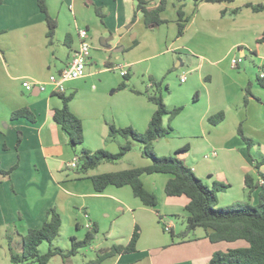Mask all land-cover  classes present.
<instances>
[{
	"label": "crops",
	"instance_id": "crops-1",
	"mask_svg": "<svg viewBox=\"0 0 264 264\" xmlns=\"http://www.w3.org/2000/svg\"><path fill=\"white\" fill-rule=\"evenodd\" d=\"M144 1L148 3L147 9L155 8L160 2ZM177 2L178 5H174L176 10L180 7L184 16L188 17L183 35L176 37L177 16L174 20L168 19L169 21L162 17L165 6L160 14L165 23L152 28L166 25L171 36L167 33L147 45L146 42L143 44V39L140 40L147 28L143 14L136 11L135 0H46L48 14L57 23L53 43L49 45L45 17L37 6V0H2L0 167L5 171H13L8 179L0 176V228L11 222L16 225L19 236H24L29 229L42 226L46 213L51 208L56 209L62 217L60 233L63 232V227H67L69 232L74 227L77 232L83 227L82 216L85 215L88 216V223L96 225L98 230L101 227L104 231L107 225L110 226L106 233L107 243L111 238L119 240L120 245H126L137 227L139 239L136 251L108 258L101 264H209L216 251L224 252L229 245L246 246V243L239 244L241 241L213 244L205 234L183 242L172 238L171 234L177 236L174 230L178 226L185 228V220L189 214L184 209L188 203L186 197H168L164 192L170 175L154 173L141 176L144 188L157 198L154 209L135 198L129 186H108L100 193L95 192L90 177L144 168L151 164L150 160L143 157L142 161L136 160L137 165L127 169L117 168L112 165L114 163H102L84 175L77 174L75 169L69 167V163L77 158L76 153L69 145L66 133L52 118L53 110L62 106L60 97L52 93L50 88L40 91L35 85L31 91H27L22 86L23 82L47 83L50 75L66 67L79 45L77 32L85 29L93 51L84 76L66 82L63 94H73L68 107L81 120L82 147L90 151L101 148L110 150L107 146L110 126L114 129H147L156 106L144 95L132 91L130 92L136 98L144 100L106 99L104 89L114 88L115 83L108 78L102 90L99 76L109 75L111 70L118 69L120 74L124 67L130 70L140 62L162 57L165 60L159 64V71L148 73L149 78L160 81L165 68L169 69L173 65H169L170 60H173L176 63L173 67L176 68L170 69L172 72L176 69L179 82L182 76L186 78L180 84L185 85L186 109L190 106L191 110L186 115L181 107V112L167 125L172 129L170 135L176 132L185 140L177 145L168 144L169 149L156 142L154 149L161 156L185 150L179 157L207 187L228 184V189L217 193L218 206L230 205L237 198L232 195L235 193H230L234 189L239 190V201L245 200V175H250L254 182L261 183L253 156L237 134L239 95L248 84L252 95L249 99L251 102L252 99H259L258 112L264 120V87L261 85L264 84V77L260 79L256 74V83L253 81V69L259 71V75H264V11L253 12L246 5H261L264 0H236L232 3L200 0L196 5L193 0ZM95 8L100 10L102 20L96 15ZM223 11L224 15L221 14ZM91 30L98 32L101 37L99 47L90 43ZM66 36L70 38L68 46L64 44ZM56 44L57 47H64L67 53L60 48L58 52L53 50ZM160 44L165 48L162 47L159 52L157 48ZM137 49L144 56L139 60H130L128 53H134ZM155 49L158 50L156 53L147 55ZM246 51L251 55V68H244L242 75L239 67L243 58H246ZM109 53L116 54L115 58L108 56ZM119 54H122L124 63L116 66L113 60H120ZM170 54L174 56L171 57ZM62 56H66V63L57 66V63H61ZM238 58L242 61L237 67H232V59ZM102 62L106 63L103 68H99L98 64ZM125 72L124 76H128L130 80L129 72ZM121 77L123 80V76ZM160 83L163 87L167 81ZM128 88L127 84L125 89H113L111 93L116 94L117 91ZM149 89L151 90V83L146 88ZM82 91L92 98L77 106L73 104V100ZM189 96L191 101L188 100ZM162 98L165 103L166 94ZM132 105L136 107L133 109ZM22 108L31 112L34 122L26 118H10L12 112ZM221 112L223 120L211 125L208 118ZM170 135L164 137L167 143ZM110 141L116 144V139ZM119 144L121 143L116 144L118 150ZM253 150L255 155L264 157V145L255 143ZM259 171L264 175V166ZM259 190H255L248 198L251 205L257 204ZM7 203L13 205L9 206ZM160 226L163 228V235ZM165 227L169 228L170 237L165 235ZM70 236L80 240L74 234ZM43 244L47 243L39 246L40 254L45 253L40 250ZM111 246L107 245L105 248Z\"/></svg>",
	"mask_w": 264,
	"mask_h": 264
},
{
	"label": "trees",
	"instance_id": "trees-1",
	"mask_svg": "<svg viewBox=\"0 0 264 264\" xmlns=\"http://www.w3.org/2000/svg\"><path fill=\"white\" fill-rule=\"evenodd\" d=\"M137 2L136 11L143 14L144 25L146 28H152L165 23L160 16L166 6V0H160L158 5L153 9H147V2L144 0H135ZM195 5L200 0H193ZM209 2H228L232 3L236 0H207ZM2 0H0L1 4ZM37 6L41 13L44 14L47 26L46 37L48 44L53 43L55 30L57 28L56 21L48 14L46 0H37ZM253 12L264 11V4L251 6ZM96 15L102 20V14L98 8H95ZM225 14V11L221 13ZM134 18V16H133ZM188 17L184 16L183 11L179 7L177 9V37L183 35L185 24ZM69 36H66L64 44L68 46ZM264 40V39H263ZM128 76H123V82L118 86L117 90L127 87ZM151 90L144 92L133 90L135 94L144 95L146 99L156 106L155 112L152 114L144 133H138L132 128L127 127L120 130L109 127V138L115 140L117 137L123 139V143L119 144L117 153H109L105 150L90 151L82 147L83 145V129L81 120L76 117L68 107L69 102L73 98V94H58L62 101L61 108L53 110V121L61 127L66 133L69 145L76 153L78 159L75 172L77 174H86L89 170L96 168L102 163H115L122 160L128 154L134 145H140L141 156L150 160L151 164L144 168H132L124 171L104 173L90 177L93 189L100 193L108 186L123 187L129 186L133 196L138 198L143 205L155 208L157 206V198L154 193L147 191L141 181L143 174L161 173L170 175L164 192L168 197L184 196L188 199L185 211L189 214L185 220V230L178 236L171 234L172 238H180V242L185 241L186 236L196 229H203L205 237L211 243H235L243 241L245 247L231 248L225 252L216 251L209 260V264H264V175L259 169L264 166V157L253 156L255 169L257 170L261 183L254 182L250 175H245L244 185L247 191V197L257 190L258 202L256 205L239 206L230 204L226 207L218 206L217 193L228 189V184H214L211 188L207 187L198 177L194 175L192 170L179 157L180 153L185 150L177 151L174 155L168 157L157 156L153 152L154 144L171 132L168 125L163 126L164 118L168 119V124L181 112V107L169 109L161 95V83L149 78ZM264 87V84L261 83ZM248 89V88H247ZM249 94V89L247 90ZM10 118L16 120L26 118L30 122H34V116L27 108H22L11 113ZM224 118L223 113L208 118L211 125L220 123ZM237 134L251 151L255 146L253 140L247 138L242 126L239 125ZM79 149V152L77 150ZM13 170H3L0 167V176L8 179ZM160 219V217H159ZM62 217L60 213L51 208L46 213V220L38 229H29L21 239V254L13 251L9 243L10 260L13 264L22 262H36L38 264H47L53 257H61L64 264H71L70 258L77 255L80 249L88 247L93 242L98 233L96 225L91 226L82 240L70 238V248L62 250L54 247V241L60 235ZM139 239L138 228L135 227L130 240L126 245L113 244L109 248L101 249L96 252L93 259L84 262V264H101L108 258L130 254L136 251V243ZM42 243L48 244V250L44 254H40L39 246Z\"/></svg>",
	"mask_w": 264,
	"mask_h": 264
},
{
	"label": "rangeland",
	"instance_id": "rangeland-1",
	"mask_svg": "<svg viewBox=\"0 0 264 264\" xmlns=\"http://www.w3.org/2000/svg\"><path fill=\"white\" fill-rule=\"evenodd\" d=\"M178 5L177 0H168L166 2V10L164 11V13L162 14V17L167 19V21L169 20H174L177 16L176 14V8L174 7ZM189 11V10H188ZM169 19V20H168ZM172 22V21H171ZM169 22L168 24L172 23ZM167 33L171 36V33H169L167 26H163L160 28H147L144 33L142 34V36L140 37V40H144V43L146 42V44L148 45V43H150L151 41H156L159 40V38H161L162 36L167 35ZM176 37H177V33H176ZM100 35L98 32H95L93 30H91V39H90V43H93V45L95 47H99L100 45ZM164 39V37H163ZM89 42V40H88ZM165 48V46H162L161 44L159 45V47L157 48L160 52V49ZM62 49L65 53H67V50L64 49V47L58 45L57 44L54 45L53 50H55L56 52H58V50ZM155 49L152 52L150 51L147 55H150L151 53H156L158 50ZM138 51L136 52H130L128 53V55L130 56V60H139L141 59V57L144 56L143 52H140L139 49H137ZM93 51V50H92ZM162 51V50H161ZM112 59L115 58L116 54L114 53H109V55ZM170 56H174V54H170ZM118 57L120 58V60H113V62L115 63L114 65H123V56L122 54H119ZM162 57H156L154 59L145 61V62H140L137 65H134L132 69L128 70L125 67L123 68L124 71H128L130 74V80L127 83L128 84V89L125 91H117L116 94H112V90L113 89H117L118 85L123 81L121 75L119 74V69L118 71L116 70H111L110 74H103L100 75L98 79L102 80V85H100V89L103 90V84H106V82L108 81V78L112 81H114L115 86L114 88H110L109 90H107V88L104 89V94H106V99H111V100H118L119 98H122L124 100H127V98H131V100H144V99H140L141 97H135V95L133 93H131L130 91L136 90V91H140V92H144L146 90L147 87L150 86L149 83V75L148 73H150V71H159V64L161 63V61H164L165 59H161ZM250 52L246 51V58H243V63L240 65L239 67V73H241L243 75L244 73V68H251V62H250ZM66 56H62V58H60L61 63H57V66H62V63H66ZM171 62H169V65H175L176 63L173 62V60H170ZM106 63V62H105ZM104 62L98 64L99 68H103L104 67ZM175 63V64H174ZM56 64V63H55ZM172 66H170V68H174ZM93 66V65H92ZM90 68V67H89ZM88 68V69H89ZM166 69L164 70L160 81L163 83H165V81H167V83L165 85H163L162 88V95L166 94V98H165V105L168 108H173V107H182L184 110L183 114L188 115L189 114V110L190 106H187L186 109V100H187V95L184 93L185 90V85L180 84L179 82V78L177 77V74L175 73V70L171 69ZM176 68V67H175ZM255 71V74L253 76V81L256 83V74L259 76V71H257L256 69H253ZM87 71V69H86ZM236 71V70H235ZM56 74V73H54ZM257 76V77H258ZM250 90V84H248L244 89L243 92L239 95V124L242 126V131L244 133V135L253 140L254 143H257L259 146L260 145H264V120L262 119V117L260 116V113L258 112V102L259 99L256 98L255 100L249 99V97H251L252 95L249 93H247L248 89ZM165 89H167V91H165ZM150 91V89H149ZM73 92V91H72ZM71 92V93H72ZM70 94V93H69ZM68 94V95H69ZM90 98H92V96H90V94H88L87 92H78V94L76 95V98L73 100V104L79 106L81 104H85ZM188 100H190V96L188 97ZM250 102V103H249ZM135 103V102H133ZM184 105V106H183ZM248 105V106H247ZM133 109L136 107V105H132ZM156 109V108H155ZM263 118H264V113H263ZM168 124V119L164 118L163 120V126L164 128H167ZM148 126V125H147ZM126 127H121V128H117L116 130H120ZM132 128V127H131ZM133 129V128H132ZM134 131L138 132V133H144L146 131V128L144 129H133ZM170 135V134H169ZM170 138V139H169ZM240 138V137H239ZM108 141H107V146L110 150H105L104 148H101L100 150H105V151H109V153H117L118 152V147L116 146L117 142L118 143H123V139L120 137L116 138V144L112 143L110 141V138L108 137ZM165 139V140H164ZM169 142H166V138H162L159 139L157 142H159V144H162V146H165L164 148H168V146H172L177 145V144H181L185 139H182L180 136H178V134L176 132H174L173 134H171L169 137ZM167 139V140H168ZM241 139V138H240ZM171 140V142H170ZM164 142V143H163ZM156 145V143H155ZM112 148V149H111ZM169 149V148H168ZM112 151V152H111ZM77 152H79V149L77 150ZM153 152L160 157H168V156H172L174 153L172 154H166V155H159L158 152H156V150L153 147ZM250 154L254 157H256V155L254 154V150L250 151ZM143 160V157H141V150H140V145L137 143H134L132 150L128 153V155L112 164L113 166L120 168V169H127L131 166L137 165V161ZM139 161V162H140ZM138 162V163H139ZM111 165V164H110ZM75 172V171H74ZM73 174V172H72ZM230 193H235L232 195H236L237 198L233 201H231V205H239V206H246V205H251L250 199H248V197H245V200L239 201V190L234 189L233 191H230ZM229 193V194H230ZM9 206H12L13 203H7ZM227 205H224L223 207H226ZM98 213V212H97ZM99 214V213H98ZM83 215V214H82ZM88 216L83 215L82 216V223L83 227L81 229H79L77 232H75V228L73 227V229L67 230V227H63V232L60 233L59 237L54 241L53 245L54 247L60 248L62 250H68L70 248V235L74 234L75 236L79 237L80 240L84 237L85 233L88 231L85 228L86 224L88 223ZM100 217V216H99ZM102 221H104V219L101 218ZM109 222V220H108ZM107 222V223H108ZM98 224V223H97ZM65 226V225H64ZM109 227L107 225L106 230H98L97 235L95 236L93 242L91 243L90 246L82 248L79 250V252L77 253V255L73 256L72 258H70V263L71 264H84V262L89 261L91 259H93L96 255V252L101 250V249H105V247L107 245H112V244H118L119 240H112L111 238L108 239V243L105 241L106 237V233L109 230ZM161 228V226H160ZM185 230V228L183 226L176 228L174 230V232L177 234V236L181 233V231L183 232ZM72 232V233H71ZM71 233V234H69ZM161 233L163 235V228H161ZM166 236L170 237V234L168 232H164ZM204 230L203 229H196L195 231L190 232L185 239H194V238H198V237H203L204 236ZM176 241L181 240L180 238H176ZM9 243L12 246V249L15 253L17 254H21L22 250H21V239L19 237V234L17 233L16 230V225L14 223L11 222H7L5 225L2 226V228H0V264H13L10 260V254H9V248L8 245ZM239 244H245V242L241 241ZM246 245V244H245ZM228 246V245H227ZM238 247V246H237ZM237 247H232V246H228L226 247L225 250H223L224 252L227 251V249H231V248H237ZM239 248V247H238ZM48 249V244H43L40 247V250L44 253L46 252ZM18 264H38V263H32V262H22V263H18ZM47 264H64V262L62 261L61 257L59 256H55L53 257Z\"/></svg>",
	"mask_w": 264,
	"mask_h": 264
},
{
	"label": "built area",
	"instance_id": "built-area-1",
	"mask_svg": "<svg viewBox=\"0 0 264 264\" xmlns=\"http://www.w3.org/2000/svg\"><path fill=\"white\" fill-rule=\"evenodd\" d=\"M78 37H79V45L75 51H73L71 60L69 64L61 69L58 73L52 74L48 78L47 83H31V82H23L22 86L24 87L25 90L31 91L35 85H37V88L40 91H47L48 88H50L52 93L55 94H63L65 91L64 84L68 81L71 80H76L80 79L84 76L85 74V67L87 62L90 59L91 56V45L88 42V33L85 29H79L78 32ZM241 59H232L231 65L232 67H237V65L241 62ZM126 74L125 71L121 70L120 75L124 76ZM264 77L263 74L259 75V78L262 79ZM186 78L182 76L180 78V82L184 83ZM212 155H215V153H212ZM78 164V159L75 158L69 163V167L71 169H75ZM85 228L87 230H90L91 225L86 224ZM164 230L166 232H169V228L165 227Z\"/></svg>",
	"mask_w": 264,
	"mask_h": 264
}]
</instances>
